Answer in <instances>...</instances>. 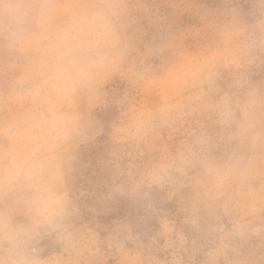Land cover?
Masks as SVG:
<instances>
[{"label":"rangeland","instance_id":"1","mask_svg":"<svg viewBox=\"0 0 264 264\" xmlns=\"http://www.w3.org/2000/svg\"><path fill=\"white\" fill-rule=\"evenodd\" d=\"M16 0H0V18ZM70 45L90 44L78 114L51 134L35 96L44 56L0 36V264L4 226L42 264H264V46L249 35L261 0H49ZM114 7L111 24L90 15ZM44 127H47L44 125ZM20 133H24L23 136ZM20 179L5 180L13 160ZM14 172V169L12 170ZM30 177V178H26ZM47 189L63 210L40 224Z\"/></svg>","mask_w":264,"mask_h":264},{"label":"clouds","instance_id":"2","mask_svg":"<svg viewBox=\"0 0 264 264\" xmlns=\"http://www.w3.org/2000/svg\"><path fill=\"white\" fill-rule=\"evenodd\" d=\"M261 2L264 3V0ZM8 7V5L5 6L6 11L0 18V36L8 40L11 47H19L21 50L36 49L44 53V56L35 62L32 74L22 78L19 82L23 90L21 95L32 91L28 85L34 75L42 78L41 83L34 86L35 96L25 98L34 101L41 94L45 97L55 94L58 97L54 101L47 102L46 112L40 113L41 124L37 126L42 132L51 134L65 123H78V114L67 111L66 108L75 103L74 96L79 95L82 98L85 95L86 85L83 78L87 76V79H91V76L86 73V68L91 64L89 42L80 41L74 46L68 43V38L72 34L71 30L79 29L81 17L72 13L70 24L61 28L56 23L62 15L60 7L50 3L49 0H16L11 5V13L7 11ZM67 7H91L93 11L90 15L94 21L101 22V28L111 24L108 15L114 7L111 3L101 2L91 6L71 5ZM250 27L251 38L256 39L258 31L259 39L264 46V19ZM20 135L23 136L24 133ZM26 164V160L14 159L11 168L5 169V180L9 178L19 180ZM31 204L40 224L50 225L57 217L63 215V210L47 189L38 188L31 197ZM23 234V229L10 230L5 224L3 242L9 243L8 251L20 248L22 256L17 260H5L4 264H42L38 260L23 258L26 250V242L21 239Z\"/></svg>","mask_w":264,"mask_h":264}]
</instances>
